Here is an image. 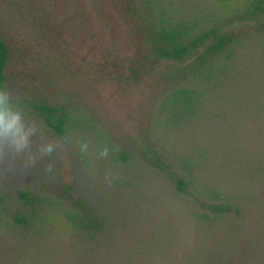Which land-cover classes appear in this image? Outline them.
I'll list each match as a JSON object with an SVG mask.
<instances>
[{"label":"rangeland","instance_id":"obj_1","mask_svg":"<svg viewBox=\"0 0 264 264\" xmlns=\"http://www.w3.org/2000/svg\"><path fill=\"white\" fill-rule=\"evenodd\" d=\"M249 1L0 0L4 91L39 125L24 154L0 142V264H264V22H241ZM135 8L241 43L181 83L179 64L143 58ZM180 84L199 100L178 114Z\"/></svg>","mask_w":264,"mask_h":264},{"label":"trees","instance_id":"obj_2","mask_svg":"<svg viewBox=\"0 0 264 264\" xmlns=\"http://www.w3.org/2000/svg\"><path fill=\"white\" fill-rule=\"evenodd\" d=\"M246 12L241 15V22L260 25L264 22V0H250L245 6ZM134 21L137 25L136 37L142 48V56L146 61H159L179 64L175 66L174 78L186 82L189 78H205L212 74L214 68L222 60L229 59L235 48L240 45L241 37L225 31L222 26H215L196 31L185 24H170L165 18L146 14L144 9L135 8ZM259 27V26H258ZM243 38H248L247 36ZM9 58V48L0 35V89L5 88V69ZM174 108H179L178 114L191 109L199 100V93L188 85H179L171 95ZM46 114L47 122L62 134L65 115L50 105H41ZM145 161L163 171L180 191H186V183L178 177L170 165L155 151L146 149L142 152ZM215 213L229 211L226 204L212 205Z\"/></svg>","mask_w":264,"mask_h":264},{"label":"clouds","instance_id":"obj_3","mask_svg":"<svg viewBox=\"0 0 264 264\" xmlns=\"http://www.w3.org/2000/svg\"><path fill=\"white\" fill-rule=\"evenodd\" d=\"M39 131V125L33 121L26 123L21 111L11 106L9 94L0 89V142L7 141L10 150L16 155L24 154L29 149L32 137ZM54 143H44L38 147L41 156L56 150ZM35 156L28 155L27 162L32 163Z\"/></svg>","mask_w":264,"mask_h":264}]
</instances>
